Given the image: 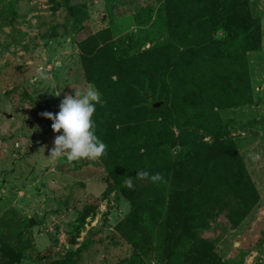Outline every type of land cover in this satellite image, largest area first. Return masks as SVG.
Instances as JSON below:
<instances>
[{
  "label": "rangeland",
  "instance_id": "obj_1",
  "mask_svg": "<svg viewBox=\"0 0 264 264\" xmlns=\"http://www.w3.org/2000/svg\"><path fill=\"white\" fill-rule=\"evenodd\" d=\"M83 59L101 80L135 81L148 71L156 87L163 74L173 78L176 142L141 161L161 182L144 185L131 171L134 204L119 190L127 179L119 155L105 150L111 170L100 159L48 158L58 133L41 113L55 114L65 94L86 90ZM123 94L126 104L136 100L116 89L96 107V135L108 150L163 116L136 111L112 125L104 112ZM233 102L241 105L219 108ZM207 155L216 161L207 186L227 194L197 238L212 243L223 264H264V0H0V264H50L78 249V264H207L204 253L197 262L189 256L172 194L175 161L187 157V173L202 175ZM232 155H240L256 202L250 189L235 194Z\"/></svg>",
  "mask_w": 264,
  "mask_h": 264
},
{
  "label": "trees",
  "instance_id": "obj_2",
  "mask_svg": "<svg viewBox=\"0 0 264 264\" xmlns=\"http://www.w3.org/2000/svg\"><path fill=\"white\" fill-rule=\"evenodd\" d=\"M244 8L246 11L248 10V4L244 2ZM206 17V14L204 15ZM204 19V18H203ZM189 35V34H188ZM93 37H89L88 39L92 40ZM85 46L82 45V47ZM180 46L183 48V52H187L190 48V45H187L181 42ZM251 50L259 49V44L250 47ZM175 50V48H173ZM81 63L85 65V78L88 83L94 84L97 89L103 93L104 100L106 101L107 97L112 98L113 92L116 89L123 90L127 92L131 90L134 94L136 100L134 102L124 103V99L126 97L123 94L121 100V105H115L113 110L109 109L111 107L106 108L104 112V116L108 121H111L112 125L119 124L122 125L125 123L124 118L128 113L143 112L145 114H154L155 112H163V116L160 118L156 116L152 118L153 121L150 120L149 126L147 129L140 131L138 134L134 135H126L128 133L123 134L121 138H119V143L116 148H112L108 150V155H119V161L123 166L124 175L123 177L127 178L131 176V171L135 168V170H141V161L144 157L148 156L150 153L155 152L157 150L165 149L166 145L172 144L176 142V136L171 126L177 122V119L173 117L170 108H169V83H171L173 78H168L163 74L162 77L158 78L157 85L154 87L152 82V78L148 71H144L141 74L140 79H135V81H127L123 76L119 75L116 80L111 79L110 76H105L104 80L99 78V75L92 74L88 70L86 62L81 60ZM245 65V59H244ZM160 73V71H159ZM212 73V71H211ZM96 75V76H95ZM247 79V75H246ZM157 102H162L161 107H156ZM259 100L256 102L258 105ZM258 103V104H257ZM241 105L238 102H233L230 104H221L219 108H225L230 106ZM109 109V110H107ZM97 109L93 114V120L97 119ZM219 118H217L218 120ZM219 122V121H218ZM222 128L227 132V127L222 123L220 124ZM216 128V125H213ZM233 150L235 147L232 145ZM199 155V158L200 159ZM234 164V177H236V181L240 183L238 190L235 192L236 195H240L241 193L246 192L250 189V192L253 195V202H256L258 199V195L256 190L253 187V183L248 176L244 163L240 157V155H232ZM105 165L106 168L111 170L110 165L106 157L102 156L99 158ZM187 159V157H185ZM184 157L179 158L173 164V177L175 182L177 183L176 189L173 191V197L177 202L181 204V211L179 210L174 217L181 227L184 225L185 230L181 229L182 234H188V241L192 243L191 250L189 252V256H191L196 262L199 259V255L204 253L202 258L207 259V264H223L215 252L213 251L212 243L203 241L198 239L196 236V231L198 227L202 224V222L206 219L207 215H209V211L213 210L219 203L223 202L226 197V192L221 191L219 187H208V178L210 173L213 171V167L216 166V161L214 158H211V155H207L203 158L202 161L206 160V166L202 175H192L190 172L187 173L185 170L186 162ZM136 173V172H135ZM119 180V190L127 196V199L131 203H135L134 194L127 187L126 180ZM138 182L146 185L149 183L148 179H136ZM185 181H189L192 183L189 187L185 186ZM203 185V187L201 185ZM113 185H109L108 188ZM222 193V194H221ZM176 202V203H177ZM247 201L243 200L239 206L241 209L248 210L250 208L249 204H246ZM90 208V207H89ZM92 210L87 209L83 211L80 215L81 220L83 221L86 215ZM191 234L187 230H191ZM4 244V243H3ZM6 249H9V252L13 253L17 259H21V254L14 252V250L4 244ZM78 251L69 252L65 255V257L56 259L52 261L50 264H78L75 260V256H77ZM208 253V256L205 255ZM4 256V255H3ZM166 260L170 259V255L165 257ZM203 260V259H202ZM214 260L217 263H214Z\"/></svg>",
  "mask_w": 264,
  "mask_h": 264
},
{
  "label": "clouds",
  "instance_id": "obj_3",
  "mask_svg": "<svg viewBox=\"0 0 264 264\" xmlns=\"http://www.w3.org/2000/svg\"><path fill=\"white\" fill-rule=\"evenodd\" d=\"M41 79H47L45 72L40 73ZM59 96L60 92L52 93ZM101 92L94 84H89L83 93L65 94L59 103V110L53 114L45 111L41 115L51 120L54 137L53 147L49 149L48 158L56 160L61 157L67 161L87 159L94 161L101 158L106 150V144L96 135L93 114L98 104H103ZM251 159H259V153H249ZM149 179L151 182H161L162 175L157 172L150 174L146 170H137L135 179ZM133 177H128L126 184L133 187Z\"/></svg>",
  "mask_w": 264,
  "mask_h": 264
},
{
  "label": "water",
  "instance_id": "obj_4",
  "mask_svg": "<svg viewBox=\"0 0 264 264\" xmlns=\"http://www.w3.org/2000/svg\"><path fill=\"white\" fill-rule=\"evenodd\" d=\"M258 103H259V102H258ZM258 103H257V104H258ZM162 104H163L162 102H157V103H156V107H161Z\"/></svg>",
  "mask_w": 264,
  "mask_h": 264
},
{
  "label": "crops",
  "instance_id": "obj_5",
  "mask_svg": "<svg viewBox=\"0 0 264 264\" xmlns=\"http://www.w3.org/2000/svg\"><path fill=\"white\" fill-rule=\"evenodd\" d=\"M259 103H260V101H259ZM23 256H24V253H23Z\"/></svg>",
  "mask_w": 264,
  "mask_h": 264
}]
</instances>
